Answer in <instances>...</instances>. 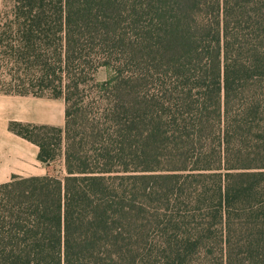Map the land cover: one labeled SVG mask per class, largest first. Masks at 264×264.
I'll list each match as a JSON object with an SVG mask.
<instances>
[{
    "label": "trees",
    "instance_id": "trees-1",
    "mask_svg": "<svg viewBox=\"0 0 264 264\" xmlns=\"http://www.w3.org/2000/svg\"><path fill=\"white\" fill-rule=\"evenodd\" d=\"M0 95L66 104L0 264H264V0H3Z\"/></svg>",
    "mask_w": 264,
    "mask_h": 264
},
{
    "label": "crops",
    "instance_id": "crops-1",
    "mask_svg": "<svg viewBox=\"0 0 264 264\" xmlns=\"http://www.w3.org/2000/svg\"><path fill=\"white\" fill-rule=\"evenodd\" d=\"M12 124L64 129V99L0 95V185L14 177L51 176L48 166L38 159L39 147L14 133L10 129Z\"/></svg>",
    "mask_w": 264,
    "mask_h": 264
},
{
    "label": "rangeland",
    "instance_id": "rangeland-1",
    "mask_svg": "<svg viewBox=\"0 0 264 264\" xmlns=\"http://www.w3.org/2000/svg\"><path fill=\"white\" fill-rule=\"evenodd\" d=\"M106 77H107L106 71L100 70L96 78L98 81H104ZM47 166L50 170L51 176H56L60 178L65 176V166H64L63 157H59L56 161L52 162Z\"/></svg>",
    "mask_w": 264,
    "mask_h": 264
}]
</instances>
